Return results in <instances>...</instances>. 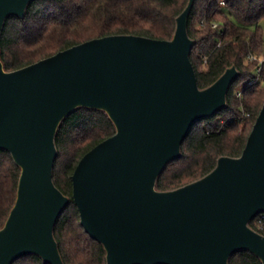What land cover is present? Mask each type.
<instances>
[{
	"label": "water",
	"instance_id": "1",
	"mask_svg": "<svg viewBox=\"0 0 264 264\" xmlns=\"http://www.w3.org/2000/svg\"><path fill=\"white\" fill-rule=\"evenodd\" d=\"M31 1L0 0V38L6 18L23 17ZM194 1L171 39L111 34L10 71L0 57V148L21 167L0 228V264L32 253L65 264L54 228L70 196L54 182L55 137L79 106L105 110L116 126L72 175L81 223L104 245L107 264H228L244 249L264 264V234L250 226L264 212V104L240 156H220L178 188H156L193 124L227 105L240 75L233 65L199 86L188 32Z\"/></svg>",
	"mask_w": 264,
	"mask_h": 264
},
{
	"label": "trees",
	"instance_id": "2",
	"mask_svg": "<svg viewBox=\"0 0 264 264\" xmlns=\"http://www.w3.org/2000/svg\"><path fill=\"white\" fill-rule=\"evenodd\" d=\"M188 2L32 0L23 17L12 14L6 18L0 38V57L5 69L10 71L75 44L111 34L171 39L177 17ZM215 21L218 27L212 26ZM188 32L195 40L190 55L201 88L215 82L230 66L235 65L240 75L230 85L227 105L193 124L182 144V156L170 161L158 176L156 188L159 190L175 189L203 177L222 155L240 156L264 104V83L247 85L255 77V63L246 62L250 51L257 55L264 51V0H195ZM204 55H208L207 61ZM241 88L242 97H238L237 91ZM115 132V123L105 110L87 106L72 110L56 132L58 155L54 182L70 196L54 228L65 264H107L104 245L92 238L81 223L80 211L73 199L72 175L83 155ZM20 174L21 167L12 153L0 148V228L16 201ZM255 220L250 221V226L264 234ZM13 264L51 263L32 253ZM228 264L263 262L244 249L233 253Z\"/></svg>",
	"mask_w": 264,
	"mask_h": 264
},
{
	"label": "built area",
	"instance_id": "3",
	"mask_svg": "<svg viewBox=\"0 0 264 264\" xmlns=\"http://www.w3.org/2000/svg\"><path fill=\"white\" fill-rule=\"evenodd\" d=\"M218 25L219 24L217 21L212 23L213 27H218ZM224 29H223V31H224ZM219 44H221V42ZM203 58L205 61H207L208 55H204ZM246 62L247 63H255V67L253 70L255 77L253 79L249 80L247 85H252V84L257 83V82L264 83V51L260 55H257L256 53L250 51L246 57ZM242 92H243V88L239 89L237 91V96L242 97ZM245 115L248 116L249 112L245 113ZM254 218L256 219L255 222H256L257 227L259 229H264V212L259 213Z\"/></svg>",
	"mask_w": 264,
	"mask_h": 264
},
{
	"label": "rangeland",
	"instance_id": "4",
	"mask_svg": "<svg viewBox=\"0 0 264 264\" xmlns=\"http://www.w3.org/2000/svg\"><path fill=\"white\" fill-rule=\"evenodd\" d=\"M241 86H243V85H241Z\"/></svg>",
	"mask_w": 264,
	"mask_h": 264
}]
</instances>
